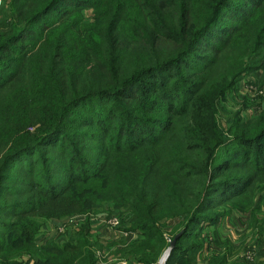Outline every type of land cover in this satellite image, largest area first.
I'll return each mask as SVG.
<instances>
[{
	"label": "trees",
	"instance_id": "obj_1",
	"mask_svg": "<svg viewBox=\"0 0 264 264\" xmlns=\"http://www.w3.org/2000/svg\"><path fill=\"white\" fill-rule=\"evenodd\" d=\"M15 1L20 2L18 22L9 26L0 20V213L9 219L0 220V234L12 233L8 240H1L0 252L18 239L25 241L20 242L22 245L31 246L33 243L27 242L34 240L40 219L82 214L92 198H112L130 206L138 228L148 230L156 225L162 204L158 193L165 182L170 185L171 181L175 184L192 175L205 176L209 159L225 139L229 144L245 143L246 148H252L254 140L264 137L262 110L248 120L233 123L226 132L228 137L220 132L208 136L202 132L194 143L190 135L186 136V145L185 141L178 142L181 131L189 132L192 124L185 119L200 107L201 92L216 80L212 75L219 62L225 65V78L236 70H264V30L255 36H241L240 32L256 18L264 0H250L238 8L229 7L231 0H14L13 6ZM58 3L61 7L54 18L37 29L31 28ZM88 7L94 9L89 22L83 15ZM222 15L232 21L229 19L222 28L217 25L213 41L207 42L208 49L220 58L207 54L201 56L202 62L185 60ZM42 39L51 48L46 57ZM180 63L191 71L178 68L168 72L166 78L155 80L157 71L165 72ZM25 65L27 70L22 69ZM170 77L173 78L169 80ZM141 82L155 85L153 96L137 86ZM6 91L8 94H3ZM91 97L110 100L108 111H101L109 119L104 117L103 131L97 138L102 145L100 154L92 156V161L84 159L85 167L80 166L77 174L76 168L64 170L58 165L60 171L72 175L64 182L50 177L42 181L30 173L17 183L20 186L9 185L12 158L36 144H44L61 129L71 130L67 121L78 116L76 104ZM159 98L161 103L154 105ZM156 110L168 115L165 123L157 124L165 127L164 131L156 135L151 131L147 139L139 138L138 132L146 131L139 121L148 111ZM121 116L136 122L137 134L128 144H122L120 134L115 146H107L112 121ZM82 122L77 126L89 124ZM175 142L182 149L173 157ZM254 155L264 160L256 151ZM246 161H235L231 167L252 165L256 170L254 177L249 176L253 185L264 176V163ZM200 184L196 209L177 240L184 236L208 197L211 184L206 178ZM246 187L235 186V191L239 189L236 194ZM44 262L45 257L38 264ZM49 263L94 264V258L85 244H70L56 256L49 255Z\"/></svg>",
	"mask_w": 264,
	"mask_h": 264
},
{
	"label": "rangeland",
	"instance_id": "obj_2",
	"mask_svg": "<svg viewBox=\"0 0 264 264\" xmlns=\"http://www.w3.org/2000/svg\"><path fill=\"white\" fill-rule=\"evenodd\" d=\"M13 1L0 0V20L6 21L9 26L16 24L19 20L17 9L20 7V2L15 1L13 6ZM248 1L250 0H231L229 7L237 6L238 8ZM60 4L47 9L42 17L31 24V28L37 29L44 21L54 18L61 7ZM225 12L229 13V11ZM83 15L85 21L93 20L94 9L85 8ZM229 19L232 21L231 18L222 15L219 22L202 36L201 44H196L185 60L190 62L193 59L194 62H202L201 56L205 57L207 54L220 58V55H215L208 49L207 42L213 41L212 33L217 25L222 28ZM263 30L264 6L257 12L256 18H253V21L245 25L240 32L241 36H255L257 32H263ZM40 43L46 50V57L51 48L44 39ZM229 54L235 55L233 52ZM224 67L225 65L219 62V67L212 75L216 80L201 92L198 101L200 107L190 118L185 119L187 123L192 124L189 132L187 134L186 131H181L178 142L185 141L186 145V136L190 135L192 138L190 142L194 143L195 137L202 132H205L206 136L209 133L220 132L228 137L226 132L233 123L237 121L241 123L264 110V70L249 69L241 73L236 70L225 78ZM23 68L27 70L26 65L22 66ZM178 68L191 71L186 65L180 63L168 67L165 72L157 71L155 80L166 78L168 72ZM172 78L170 77L169 80ZM150 80L153 82V79ZM137 86L145 88L144 92L150 96L154 95L152 90L155 85L141 82ZM180 89L183 92L184 87ZM3 94H8V91ZM150 98L154 99V97ZM160 100L161 98L153 101L154 105L161 103ZM109 101L107 97H91L76 104L75 111L78 112V116L74 121H67L71 130L61 129L46 139L44 144H36L34 148L12 158L10 163L13 169L10 172L8 184L20 186L17 183L28 178L30 173L42 181L46 180V177H50L55 182H64L71 178L72 175H67L63 170L60 171L58 165L64 170L76 168L75 174H77L80 166L85 167L84 159L92 161L91 157L101 152L102 145L97 138L103 131L104 117L108 118L101 111L103 113L108 111ZM161 106L164 107V105ZM130 118L121 116L112 121L108 131L110 138L106 143L107 146H115L119 142L117 138L120 134L122 144L133 141L138 125ZM191 118L192 120L189 121ZM82 120L89 124L83 127L77 126ZM167 120L168 115L165 111H148L143 115L142 121H139L142 126H145L146 131L145 133L144 129L139 131L138 137L147 139L151 131L155 135L162 133L165 127L157 124ZM85 137L96 139L89 140ZM228 141L229 139H225L209 159L206 177L203 174L192 175L190 179H179L175 184L171 181L170 185L165 182L162 185L158 193L162 204L159 207L156 225L148 230L138 228L137 218L130 206L112 198H92L82 214L61 219H40V226L34 240L27 242L33 244L24 246L20 243L24 241L23 239L11 243L0 252V264H38L44 257V264H50L49 255L56 256L62 247L70 244H85L93 254L94 264H264V176L252 185L249 176L254 177L256 171L252 169V165L247 163L241 165L242 167L234 169L231 167L235 166V161L251 162L249 160H252L254 163L258 162V165L263 164L264 160L256 157L254 151L261 157L264 156V137L254 142L250 141L255 145L252 148L251 145L248 147L253 149L250 152L245 147V143L229 144ZM72 146H75V150ZM173 148L172 156L176 157L179 152L181 153L182 147L175 142ZM193 152H195L194 148L191 150V153ZM192 158L193 156L190 157ZM34 161H38L39 164L33 166L31 163ZM119 166L117 163L116 168L118 169ZM118 173L119 171H116V175ZM242 176L246 177L242 179ZM205 178L211 187L204 206L192 218L184 236L176 240L170 254L163 261L170 242L178 232L183 230L194 213L197 195L201 193L200 182L201 179L205 182ZM246 185L248 187L244 191L236 194L239 189L235 191V186L242 188ZM108 216L117 217L119 224L113 226L106 223L105 218ZM4 219L9 220L1 212L0 220ZM11 234V232L0 234V242L4 238L8 240ZM83 240H85L84 243Z\"/></svg>",
	"mask_w": 264,
	"mask_h": 264
},
{
	"label": "water",
	"instance_id": "obj_3",
	"mask_svg": "<svg viewBox=\"0 0 264 264\" xmlns=\"http://www.w3.org/2000/svg\"><path fill=\"white\" fill-rule=\"evenodd\" d=\"M181 233H182V231L178 232V233L174 236L173 240L170 242V245H169V247L166 249L165 254H164V256H163V259H162L163 261H165L166 258L168 257V255L170 254L171 249L174 247L175 242H176V240L178 239V237H180Z\"/></svg>",
	"mask_w": 264,
	"mask_h": 264
},
{
	"label": "built area",
	"instance_id": "obj_4",
	"mask_svg": "<svg viewBox=\"0 0 264 264\" xmlns=\"http://www.w3.org/2000/svg\"><path fill=\"white\" fill-rule=\"evenodd\" d=\"M105 222L110 225L117 226L119 224V219L115 216H108L105 218Z\"/></svg>",
	"mask_w": 264,
	"mask_h": 264
}]
</instances>
